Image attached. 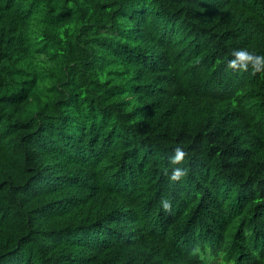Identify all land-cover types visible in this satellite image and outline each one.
Instances as JSON below:
<instances>
[{
  "label": "trees",
  "instance_id": "obj_1",
  "mask_svg": "<svg viewBox=\"0 0 264 264\" xmlns=\"http://www.w3.org/2000/svg\"><path fill=\"white\" fill-rule=\"evenodd\" d=\"M234 48L264 55V0H0V264H264Z\"/></svg>",
  "mask_w": 264,
  "mask_h": 264
},
{
  "label": "clouds",
  "instance_id": "obj_2",
  "mask_svg": "<svg viewBox=\"0 0 264 264\" xmlns=\"http://www.w3.org/2000/svg\"><path fill=\"white\" fill-rule=\"evenodd\" d=\"M231 59L227 62L226 70L233 73L239 72H253L261 73L264 72V55H258L247 48H234L231 51ZM186 156V152L181 147H177L174 155L171 157L170 164L177 165L172 168L168 178L170 182L182 181L184 177L188 175L187 168L181 165V162ZM163 208L167 211L171 205L168 201L162 202ZM192 255L199 256L201 260L204 259L201 255L199 247L195 248Z\"/></svg>",
  "mask_w": 264,
  "mask_h": 264
}]
</instances>
